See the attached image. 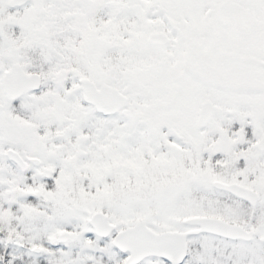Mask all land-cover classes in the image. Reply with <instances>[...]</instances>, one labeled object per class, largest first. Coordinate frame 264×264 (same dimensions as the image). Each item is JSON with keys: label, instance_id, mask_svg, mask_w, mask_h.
<instances>
[{"label": "snow or ice", "instance_id": "1", "mask_svg": "<svg viewBox=\"0 0 264 264\" xmlns=\"http://www.w3.org/2000/svg\"><path fill=\"white\" fill-rule=\"evenodd\" d=\"M0 264H264V0H0Z\"/></svg>", "mask_w": 264, "mask_h": 264}]
</instances>
